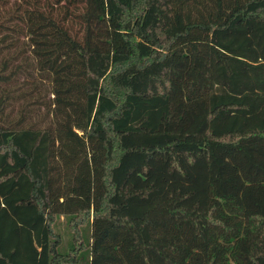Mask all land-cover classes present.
<instances>
[{"label":"trees","instance_id":"obj_1","mask_svg":"<svg viewBox=\"0 0 264 264\" xmlns=\"http://www.w3.org/2000/svg\"><path fill=\"white\" fill-rule=\"evenodd\" d=\"M0 264H264V0H0Z\"/></svg>","mask_w":264,"mask_h":264},{"label":"rangeland","instance_id":"obj_2","mask_svg":"<svg viewBox=\"0 0 264 264\" xmlns=\"http://www.w3.org/2000/svg\"><path fill=\"white\" fill-rule=\"evenodd\" d=\"M60 230L62 231V233L66 232V224H65V222H62V225L60 226Z\"/></svg>","mask_w":264,"mask_h":264}]
</instances>
